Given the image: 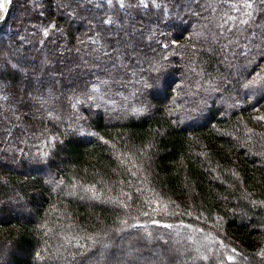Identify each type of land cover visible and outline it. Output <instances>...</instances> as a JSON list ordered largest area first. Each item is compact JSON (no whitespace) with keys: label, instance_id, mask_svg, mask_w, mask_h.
Here are the masks:
<instances>
[{"label":"trees","instance_id":"trees-1","mask_svg":"<svg viewBox=\"0 0 264 264\" xmlns=\"http://www.w3.org/2000/svg\"><path fill=\"white\" fill-rule=\"evenodd\" d=\"M0 65L7 264H264V0H5Z\"/></svg>","mask_w":264,"mask_h":264},{"label":"rangeland","instance_id":"rangeland-1","mask_svg":"<svg viewBox=\"0 0 264 264\" xmlns=\"http://www.w3.org/2000/svg\"><path fill=\"white\" fill-rule=\"evenodd\" d=\"M62 8H64V7H62ZM210 10L213 12L214 11L213 10V7H211ZM31 11L33 12V9H31ZM17 15L23 16L24 15L23 10L20 11V12H18ZM131 42H134L133 35H131ZM128 45H131L130 42H128ZM10 48L11 47L9 46V49ZM246 48H247V46H246ZM10 51H12V50L10 49ZM13 55H15V54H13ZM2 67H3V65H0V69ZM35 68L36 67L33 64H30V62H28L27 63V66H25L23 70H24V72H27V73H30L31 72L33 74V77L32 78H34V80H36L35 78H38V80H39V78H40V69H35ZM25 82L28 83L27 80ZM26 83L21 82V83H19V85L17 87V96L20 97L21 99L22 98H26V94L29 93L28 92V89H27ZM6 86H8V82L0 81V88H1L0 89V109H3V111H6V110L9 109V107L7 105L8 103H6V104L5 103H2V91L5 92V89L4 88ZM36 88L37 89L40 88V85H36ZM8 98H11V97L8 96ZM22 102H24V101H22ZM16 105L18 106V104H16ZM40 105H41V103H40ZM21 106H23V103L20 105V107ZM39 108H41L42 110H44V108L42 106L39 107ZM34 119H35V121H42V120H40V118H34ZM10 132H12V127H11ZM6 141H8V140H6ZM0 150H2V148ZM20 152L21 151H19V153ZM0 158H2V157H0ZM5 161H9V160L7 159ZM119 203L122 204V201L119 202ZM122 205L124 206V203ZM125 205L126 206H129L128 200L125 201ZM129 231H131L129 224L122 226L120 228V231H117V234L118 235H116L117 236L116 242L114 243V240L111 239L112 240V243L114 244V245L111 244L112 245V248L113 247L114 248L117 247V241L119 240V244H120V241H121L122 243H125L124 245L128 246L127 248L129 249V254L131 253L130 251H132L131 248L132 247L135 248L136 247L135 245L137 243H140V245H142L144 247V250H146L148 252H153L152 251L153 249L162 246V249L165 248L164 253H163V254H165V253H167L169 251L168 246H170V245L173 246L174 244H177L178 243L175 239L174 240H171V242H169L168 244L167 243H162V241H165L163 234H158L157 236L151 237L150 235H148V233L135 235V234L130 233ZM128 232H129V234H128ZM116 236H114V237H116ZM156 241H160V243L157 245ZM111 245L109 244V247H111ZM124 245L121 244V246H124ZM11 254H12V251L9 248H6L5 245L0 246V264H7L8 261H9V258L11 256Z\"/></svg>","mask_w":264,"mask_h":264},{"label":"snow or ice","instance_id":"snow-or-ice-1","mask_svg":"<svg viewBox=\"0 0 264 264\" xmlns=\"http://www.w3.org/2000/svg\"><path fill=\"white\" fill-rule=\"evenodd\" d=\"M5 7V0H0V9Z\"/></svg>","mask_w":264,"mask_h":264}]
</instances>
